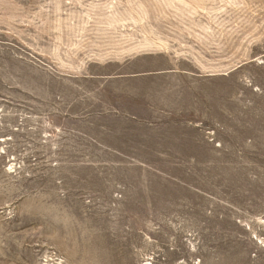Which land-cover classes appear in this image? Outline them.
<instances>
[{
  "label": "rangeland",
  "instance_id": "obj_1",
  "mask_svg": "<svg viewBox=\"0 0 264 264\" xmlns=\"http://www.w3.org/2000/svg\"><path fill=\"white\" fill-rule=\"evenodd\" d=\"M0 264H264V0H0Z\"/></svg>",
  "mask_w": 264,
  "mask_h": 264
}]
</instances>
